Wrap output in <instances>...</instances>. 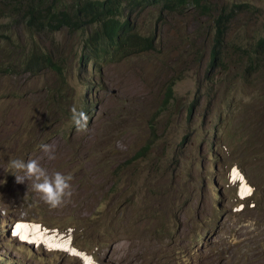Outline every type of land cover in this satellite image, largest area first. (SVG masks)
I'll return each mask as SVG.
<instances>
[{"label":"rangeland","instance_id":"obj_1","mask_svg":"<svg viewBox=\"0 0 264 264\" xmlns=\"http://www.w3.org/2000/svg\"><path fill=\"white\" fill-rule=\"evenodd\" d=\"M204 2L213 6L209 14L139 8L138 30L155 32V47L118 62L83 68L81 36L66 30L46 36L44 46L62 55L65 84L49 70L23 72L21 49L40 37L0 15L13 40L9 47L0 41V68L13 72L0 71V264H85L33 236L22 241L18 222L38 224L57 242L68 239L88 264H264V139L254 141L255 164L239 157L238 165L220 138L227 115L236 123L241 109L255 106L264 117V58L247 70L250 47L264 35V0ZM223 5L235 14L227 63L211 68L213 19ZM170 81L173 97L155 115ZM55 92L72 115L47 123L38 109ZM73 107L87 114L86 130H77ZM150 140L146 156L125 164ZM13 159L36 160L49 176L71 174V197L51 208L33 181L16 182ZM233 169L252 188L248 198L230 180Z\"/></svg>","mask_w":264,"mask_h":264},{"label":"trees","instance_id":"obj_2","mask_svg":"<svg viewBox=\"0 0 264 264\" xmlns=\"http://www.w3.org/2000/svg\"><path fill=\"white\" fill-rule=\"evenodd\" d=\"M0 2L4 5V8L0 9L2 18L7 19V22H12L10 20L15 17V21L22 24L23 28L31 33V37H40L39 43L34 41L31 47L25 46L24 49L23 47L21 49L19 65L23 72L29 73L31 76H39L44 70H49L63 84L66 83L65 63L61 59V54L51 47L44 46L46 36L56 35L64 30L69 34L81 36L80 63L84 68L89 63L118 62L132 55L154 49L157 39L155 32L142 34L138 30L136 18L140 11L139 8H153L159 13L172 12L182 15L190 10L198 14H209L213 7L207 6L204 0H72L70 4L65 3L64 0H0ZM217 10L219 12L213 19L208 63L211 68L219 67L223 61L227 63L226 35L230 29L229 23L235 18V14L231 10L224 11L225 5ZM157 20L159 21V16H157ZM8 26V23H0V41L5 47L13 44ZM250 50L254 57H252V63H248V71H252L264 58V35L257 39ZM6 57L8 60L11 58L9 55ZM4 64V62H0V65ZM8 64L11 62L8 61ZM0 71L9 75L13 73L3 68H0ZM173 85L174 81H170L165 98L155 115L167 108L166 104H169L170 98L173 97ZM1 96L6 97L7 95L2 94ZM55 96L57 97L42 101V106L38 109L39 114L46 116L47 123L59 122L64 117L72 115L64 111L61 104H58L62 95L55 92ZM196 103L197 99L188 107L189 115L196 108ZM254 110H257L255 106L252 109H241L236 117V123L232 115H227L228 118L225 119L226 123L224 124V121L221 120L223 129L220 138L228 145L227 150L230 153L231 161L233 160L238 165L241 163V161L237 162L239 157H243L242 161H247L249 164H255V160L259 158L258 149L253 147L256 138L264 139V133L261 135L263 131L259 133L261 129H264L261 127L264 125V117L256 115ZM58 115L60 116L58 117ZM155 117L153 116L152 121ZM233 122L235 123L234 131L230 133L228 129ZM154 126L155 124L151 123L149 128L153 130ZM153 142L154 140H150L144 144L125 164L146 156ZM28 146L29 144L24 140L23 148L26 151H28ZM248 181L254 185L253 180L248 178ZM256 184L258 185V183ZM260 186L264 187V184L260 183ZM153 232L150 230L147 231V234L152 236Z\"/></svg>","mask_w":264,"mask_h":264},{"label":"clouds","instance_id":"obj_3","mask_svg":"<svg viewBox=\"0 0 264 264\" xmlns=\"http://www.w3.org/2000/svg\"><path fill=\"white\" fill-rule=\"evenodd\" d=\"M72 113V119L77 130H86L88 119L87 114L78 110L76 107H73ZM41 148L48 154V159H55V156L51 153L48 145H41ZM10 169L13 170L11 173L15 176L17 183H25V180L33 181V190L39 193L40 198L51 208L61 206L64 203L65 197H71L72 195L70 183L72 180L71 174L65 175L56 172L54 175L49 176L47 171L36 160L25 162L20 159H13L10 161ZM18 173L23 174L19 175ZM249 196L245 198H248ZM240 198L243 199V197ZM14 227L15 226L12 227V230ZM12 235L15 237L18 236L15 235L13 231Z\"/></svg>","mask_w":264,"mask_h":264},{"label":"bare ground","instance_id":"obj_4","mask_svg":"<svg viewBox=\"0 0 264 264\" xmlns=\"http://www.w3.org/2000/svg\"><path fill=\"white\" fill-rule=\"evenodd\" d=\"M241 175L237 172L236 169H233L231 171V176H232L231 180L233 182L239 181V183H240L239 195H240V197L245 198L251 194L252 188L247 185L245 178ZM16 228H17V232L20 233L21 238L26 237L28 239L29 236H33V237H35V238H37V239H39V240H41L47 244H50L49 246L67 250L69 254L77 256V257L81 258L82 260H84L85 264H88V262L90 261L89 258L87 256L85 257L84 256L85 254L83 255V253H80V251H78L73 246V244L68 241V239H66L62 242L61 241L57 242L56 239H54L53 235H48L46 232H42V230H40V226L38 224H35V223L26 224V223L18 222L16 224ZM22 240H23V238H22Z\"/></svg>","mask_w":264,"mask_h":264},{"label":"water","instance_id":"obj_5","mask_svg":"<svg viewBox=\"0 0 264 264\" xmlns=\"http://www.w3.org/2000/svg\"><path fill=\"white\" fill-rule=\"evenodd\" d=\"M70 240V239H69Z\"/></svg>","mask_w":264,"mask_h":264}]
</instances>
